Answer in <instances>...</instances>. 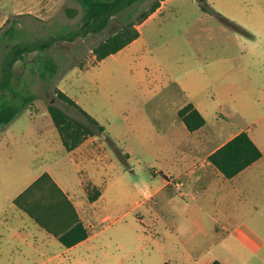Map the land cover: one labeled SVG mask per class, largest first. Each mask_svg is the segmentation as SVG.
<instances>
[{
  "label": "rangeland",
  "instance_id": "374dc122",
  "mask_svg": "<svg viewBox=\"0 0 264 264\" xmlns=\"http://www.w3.org/2000/svg\"><path fill=\"white\" fill-rule=\"evenodd\" d=\"M152 1L135 4L133 18ZM206 3L216 13L203 11L196 0H169L164 10L142 27L140 50L119 51L97 61L94 47L124 23L120 16L101 32L85 33L79 30L83 12L77 0H0V35L13 26L17 31L14 43L80 31L72 39H58L45 52L58 65L57 74L49 81H42L32 69L38 52L27 53L14 63L13 86L28 90L36 99L8 124L9 128L25 133L29 130L25 119L29 118L38 127L56 129L49 105L88 124L83 114L56 95L59 89L104 126L108 137L126 142L131 153L126 157L108 140H102L108 153L103 156L106 166L100 170L98 185L85 173L78 172L77 180L65 170L77 183L75 194L82 211L92 213L91 205L103 190L105 194L97 202L100 208L104 203L107 207L97 223L92 218L96 231L101 230L93 245L64 254L61 264H162L182 247L194 255L204 253L208 263L225 258L232 264H264L263 193L252 198L245 192L240 200L231 202L237 214L232 228L239 227L249 238L235 231L217 238L211 220L214 190L201 192L215 172L205 155L230 138H220L224 132L232 134L243 123L239 114L242 107H246L249 120L264 115V0ZM8 49L0 47V63ZM184 84L197 93L195 99L203 104L207 122L193 132L186 130L174 111L189 101L180 90ZM202 86L204 92L200 91ZM246 90L254 91L249 92L254 95L249 104H244L243 96L235 103L225 97V92L236 97ZM4 127L0 126V131ZM253 132L254 136L264 134V118ZM181 140L188 143L190 168L186 174L172 175L170 163L182 152L179 143L184 148ZM11 155L15 160L10 166L0 167V236L19 226L10 219L14 207L7 198L27 180L19 151ZM164 174L175 186L137 204L165 182ZM124 190L137 192V201L127 193L124 197ZM158 212L165 218L157 217ZM157 219L160 222L154 226ZM168 264L183 263L171 260Z\"/></svg>",
  "mask_w": 264,
  "mask_h": 264
},
{
  "label": "crops",
  "instance_id": "0c3cea01",
  "mask_svg": "<svg viewBox=\"0 0 264 264\" xmlns=\"http://www.w3.org/2000/svg\"><path fill=\"white\" fill-rule=\"evenodd\" d=\"M168 2L169 0H162L160 2V6L141 24H139L138 38L124 47L125 49H121L120 53H123L127 49H141L142 44L140 39L142 36V27H144L156 15L160 14ZM189 87L191 86H188L187 84H184L180 87L181 92L189 98V101L185 104L175 107L174 111L176 118H178L180 121L181 119L178 117V111L188 103L193 104L195 109L198 110V112L203 116V104L199 100L195 99L198 95L197 93L191 92ZM200 91L204 92V86H202ZM249 92L254 93L253 90H246L236 97H233L232 94L225 92V97L230 98L231 101L235 103L239 99V96H243V98L246 99L244 104H249L254 96ZM220 93H222V90L218 92V94ZM245 113L246 107H242V110H240L239 114L243 123L240 124L239 127L237 126V129L232 134L227 135V133L224 132L220 138L227 136H230V138L205 155V159H207L211 153H213L216 149H218L241 131L247 132L251 140L262 152V156L258 160L248 165L230 179L225 178L221 173L214 169L213 166H211L213 170H215V172L213 171L211 173L214 175V177L208 179L207 185L204 186L201 192L204 193L210 189L214 190L216 204L214 205V214L211 216V220L213 222V235L216 234L217 238L225 237L223 236L225 234H233L234 231L245 238H249V236L239 227L232 228V224L235 223V220H237V214H234V205L231 204V202L238 198L240 200L245 192L251 195L252 198L256 193H263L264 197V188L262 191L259 189L261 186L264 187V134L260 133L261 136L259 134H257V136L253 135V131L257 130V124L264 118V115L260 118L249 120V118H246ZM221 116H223V114H221ZM25 120L27 122V126L29 127V130L25 133H16L14 129L9 128L10 124L0 131V167L3 169L9 167L10 164L15 160L11 154L19 151L22 158L21 160L25 163L27 170V173L24 175L25 179H27L25 182H23L24 185L15 194H13V196L7 198V203L16 208L13 204L15 197L25 190L40 175L43 173H48L55 183L60 187V189L65 193L67 198L72 202L80 221L88 231V237L74 246L66 248L55 236L49 234L46 230L38 226L29 217L28 218L32 223L23 219L21 210L18 208H13L10 211V219L12 222L19 224V226H16V228H14L10 234L0 236V264H61V257L64 254H69L73 251L75 252L76 250L78 251L80 248L88 249L93 245V239L96 238V236L101 232V230L96 231L95 222L93 223V219L97 223L101 217V214L105 211V207H107V204L104 203L102 208H100L97 202L102 196H104L105 190H103V193L99 199L94 201L91 205L93 212L91 213L82 211L80 208L81 203H78L75 194L77 190V183L71 180L70 174H67L65 170L68 169L73 177L77 176L78 172L85 173V177L91 179L94 182V185H98L100 170L104 169L106 166L103 156L108 153L106 149L107 145L102 140H108L110 144H112L114 150H119L126 157H128L131 153L126 142H121L118 138H110L105 134V132L87 136L77 147L73 148L72 150H66L56 129H46L43 126L38 127L32 123L31 119L26 118ZM205 124H207L206 120ZM118 141L122 148H120L118 145ZM181 142H183V140H181ZM183 143L184 148L182 143H179V145L182 146V152H180V155L176 154L174 160H172L170 163L171 170L169 172L172 173V175L176 173L178 175L186 174V171L190 168V165L188 164V160L190 159L188 154V143ZM185 159L187 161H185ZM207 164L210 166L209 162H207ZM164 177L165 182L159 186L157 190L147 193L145 199L139 200L136 203L141 204L144 200L146 201L152 199L154 196L167 190L168 186H175L170 184L172 179H170L169 175L164 174ZM78 178L80 177L77 176V180ZM177 188H180V184L176 186V189ZM126 193L127 192L124 190L122 195L126 197L125 195L129 194L130 197L132 196V198H134V200H136L138 197V194L135 191L130 190L127 194ZM116 204L117 202L115 203V206ZM157 217L165 218V215L164 213L158 212ZM71 218L72 214L70 213L69 215V213H67L65 220L69 221ZM159 222L160 219H157L155 222H153L154 226H157ZM3 223L4 222H2V224ZM198 225L201 228H204L203 223L199 222ZM54 249H57V252H51L54 251ZM178 250L179 252L176 254H170L167 260H164L162 264L168 263L171 260L183 264H210L214 261L213 260L208 263V259L205 260L206 257H204V253L201 255H194L191 254L189 249L186 247L178 248ZM71 255H73V253ZM216 259L222 264H232L225 258Z\"/></svg>",
  "mask_w": 264,
  "mask_h": 264
},
{
  "label": "trees",
  "instance_id": "16d2710c",
  "mask_svg": "<svg viewBox=\"0 0 264 264\" xmlns=\"http://www.w3.org/2000/svg\"><path fill=\"white\" fill-rule=\"evenodd\" d=\"M142 1L77 0L83 12L80 31L85 33L101 32L117 16H120L124 21L115 33L94 47L93 53L97 61L119 52L137 39L139 31L136 26L152 14L160 6L162 0H153L147 9L133 18L134 5ZM196 1L203 11L216 13V11L208 7L206 0ZM72 12L74 11L68 10V13ZM80 31L58 34L32 43L22 41L14 43L13 40L16 38L17 31H15L13 26L3 31L0 35V47L3 45L4 47H9V49L4 52V57L1 58L0 63V126L4 127L10 124L25 108L31 106L36 99L35 95L28 90L22 91L13 86L12 69L14 63L27 53L38 52L33 61L32 69H36L42 81H49L57 74L58 65L55 59L45 52L58 39H72ZM56 95L64 102L75 107L89 121L86 124L74 120L59 108L53 105L48 106L52 123L57 129L66 150H72L77 147L87 136L104 132V126L100 125L63 91L56 89ZM178 117L188 131L197 130L205 124L204 117L191 103L186 104L178 111ZM261 156L262 152L251 140L247 132L241 131L211 153L207 160L225 178L230 179ZM13 204L38 226L55 236L66 248L74 246L88 237V231L80 221L72 202L48 173H43L34 180L15 197ZM67 213L69 215L70 213L72 214V218L69 221L65 220ZM210 264L222 263L214 260Z\"/></svg>",
  "mask_w": 264,
  "mask_h": 264
},
{
  "label": "built area",
  "instance_id": "2783aa9c",
  "mask_svg": "<svg viewBox=\"0 0 264 264\" xmlns=\"http://www.w3.org/2000/svg\"><path fill=\"white\" fill-rule=\"evenodd\" d=\"M176 185H177V183H176Z\"/></svg>",
  "mask_w": 264,
  "mask_h": 264
}]
</instances>
